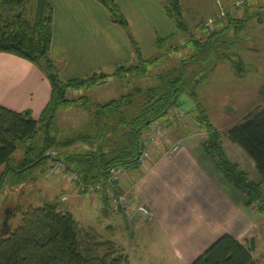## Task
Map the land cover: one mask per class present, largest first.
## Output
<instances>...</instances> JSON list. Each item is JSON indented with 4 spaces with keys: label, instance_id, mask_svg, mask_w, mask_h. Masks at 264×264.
Here are the masks:
<instances>
[{
    "label": "trees",
    "instance_id": "trees-1",
    "mask_svg": "<svg viewBox=\"0 0 264 264\" xmlns=\"http://www.w3.org/2000/svg\"><path fill=\"white\" fill-rule=\"evenodd\" d=\"M108 11L113 23L128 30V23L114 0H96ZM244 5L247 2H242ZM27 0H0V52L9 53L38 65L46 75L50 86V100L38 119L30 111L17 112L0 105V167L4 172L0 183L5 181L9 170L8 159L20 143L33 139L43 128L49 131L55 123L60 110L81 107L87 112L89 122L75 137L61 144L53 152L57 163L64 165L66 171L76 172L79 182L88 184L104 180L108 170L116 165L128 170L139 168L138 157L143 149V132L153 122L165 118L185 88V66L193 62H183L180 70H168L158 76L159 84L141 91L125 93L105 103H89L85 98L67 99L71 89L90 88L97 83L96 73L85 78L64 81L59 76V68L50 57L52 42V7L47 0H37L33 21L25 17ZM174 20L177 31L165 38L158 37L155 48L161 50L166 38L174 37L186 25L181 21L179 3L167 7ZM227 29L243 26L245 19H234L230 12ZM223 18V19H224ZM222 19L215 21L216 25ZM220 21V22H219ZM214 23V24H215ZM203 28L202 24L199 26ZM204 33L209 30L204 28ZM214 34L211 33V36ZM134 56L131 64L115 67L114 75L123 82L129 77L145 78L163 63L167 56L183 50L179 45L171 46L165 54L145 58L137 42L128 33ZM203 46L199 41L186 40L189 50ZM166 51V50H165ZM191 54V53H190ZM194 54L190 56L192 58ZM170 71V72H169ZM124 83V82H123ZM264 99V88L258 92ZM196 124L205 130L202 141L203 150L210 155L222 177L233 187L242 191L248 203H258L259 213L264 214V180L254 183L248 180L235 164H231L221 147L219 130L196 119ZM227 139L238 145L254 162L256 170L264 178V108L257 107L244 116L239 123L230 126L225 133ZM80 148L82 151L68 152ZM42 153L35 160L45 155ZM116 191V190H115ZM104 201L107 194L103 192ZM255 239L240 242L230 235L216 239L191 264H260L254 258ZM0 264H129L123 249L115 242L104 239L92 228L81 227L74 217L60 209L59 203H46L40 207H29L18 226L0 238Z\"/></svg>",
    "mask_w": 264,
    "mask_h": 264
},
{
    "label": "rangeland",
    "instance_id": "rangeland-1",
    "mask_svg": "<svg viewBox=\"0 0 264 264\" xmlns=\"http://www.w3.org/2000/svg\"><path fill=\"white\" fill-rule=\"evenodd\" d=\"M178 2L183 15L181 21L186 25L183 31L180 30L174 37L166 38L161 50H157L154 45L153 53L147 55L142 51L140 43L136 42L145 58L165 54L176 44L183 47L182 51L167 56L166 60L145 78L131 76L124 79L123 83L114 75V68L110 72H97V83L92 87L71 89L66 93V98L69 100L85 98L89 103H105L119 95L134 92L135 88H140L141 91L148 87L153 88L159 84L158 76L162 72L180 70L181 63L193 62L185 66L186 89L178 96L177 106L172 108L165 118L153 121L143 132L142 141H145L157 130L156 126L161 128L159 137L149 150L150 157L144 164L138 162L139 168L147 166L152 159L159 157L155 153L156 146L167 137L171 138L175 135L180 139L182 135H192L191 137L203 140L206 132L197 126L198 118L219 130L220 142H226L228 139L225 133L230 126L242 121L244 116L257 107L264 108V99L258 95L259 90L264 88V0H178ZM230 2H233L231 4L247 2L251 5L247 7V4L242 3L234 10H229ZM221 11L224 12V16L230 12L234 19L246 18L243 26L236 28L234 25L235 28L230 26L227 29L228 18L224 16L219 18L222 19L219 25H216L217 22L206 25L208 19L214 18ZM35 12L36 4L29 3L25 17L33 21ZM199 23L203 28L198 27ZM204 28L209 32L204 33ZM211 33L214 35L211 36ZM186 40H197L203 46L195 51L189 50L184 48ZM190 53L194 54L192 58ZM104 94L109 96V99L100 102L99 100L105 97ZM88 120L87 112L81 107L60 110L57 112L53 127L48 132L42 128L33 139L18 145L8 159L10 171L5 181L0 183V230L7 208L15 212L9 220L13 230L19 225L22 213L30 206L40 207L46 203L57 202L60 209L70 213L81 227L92 228L104 239L115 242L123 249L129 264H180L179 261L173 260L169 249L153 225H145L144 222L142 224L144 227L133 234V225L129 220L130 207L117 211L112 208L108 200L104 201L103 193L78 192L76 185L65 177L61 163L44 159L33 167L25 166L45 151L66 144L83 130ZM230 142L225 147L231 151ZM173 145L170 146V151L173 150ZM69 150V153L82 151L80 148ZM231 152V155L238 160L234 150ZM231 155L229 154V157L233 161ZM246 167L245 170H249L247 164ZM4 169L0 167V177ZM138 169H129L122 180L124 189L121 188L120 191L126 194L128 202H131L130 189L135 181L132 172ZM249 174L252 179L248 180L251 182L260 183L264 180L255 169H250ZM261 191L264 192V186ZM243 194L248 209L258 211L261 204L248 203L246 194ZM255 233L256 248L253 255L258 262L264 264V222L258 225Z\"/></svg>",
    "mask_w": 264,
    "mask_h": 264
},
{
    "label": "crops",
    "instance_id": "crops-1",
    "mask_svg": "<svg viewBox=\"0 0 264 264\" xmlns=\"http://www.w3.org/2000/svg\"><path fill=\"white\" fill-rule=\"evenodd\" d=\"M47 1L52 7L50 57L64 81L110 72L134 61L128 33L147 55L153 53L157 37L165 38L177 31L167 12L171 0H114L128 30L113 23L108 11L96 0ZM27 2L35 4L37 0ZM50 96V83L38 65L0 52V105L17 112L30 111L38 119ZM104 96L100 102L109 99ZM191 136L178 139L172 135L158 142L155 153L159 157L132 172L135 181L130 189L133 234L144 227V222L153 225L173 260L180 264H191L222 235L240 242L254 238L256 242L255 231L264 222V214L250 211L243 192L219 173L215 160L202 148L203 140ZM228 142H221L227 160L252 179L249 171H256L254 162L230 142L231 151L239 158L235 159L225 147ZM246 164L250 167L247 171ZM140 206L149 215L140 212Z\"/></svg>",
    "mask_w": 264,
    "mask_h": 264
},
{
    "label": "built area",
    "instance_id": "built-area-1",
    "mask_svg": "<svg viewBox=\"0 0 264 264\" xmlns=\"http://www.w3.org/2000/svg\"><path fill=\"white\" fill-rule=\"evenodd\" d=\"M240 4H242V2H235L234 4H231L229 10H234L235 7H238ZM223 16L224 12L221 11L214 18L208 19L206 25H212L216 19H219ZM156 127L157 130L153 132L152 136H149L145 141H143V149L138 157V162L140 164H144L145 161L150 157L149 150L151 149V146L153 145L156 138L159 137V134L161 133V128L159 126ZM60 166L63 169L67 180L73 182L76 185L78 192L84 194L105 192L107 194L109 204L114 210L117 211L126 210L131 206V202H128L126 194L123 191H120L121 188L124 189L122 180L123 177L128 173V169L126 167L121 165L113 166L108 170L107 176L104 180L100 182L84 184L79 182V177L76 172L66 171L63 164H60ZM138 209L143 214L149 215L148 210L143 206H140Z\"/></svg>",
    "mask_w": 264,
    "mask_h": 264
},
{
    "label": "flooded vegetation",
    "instance_id": "flooded-vegetation-1",
    "mask_svg": "<svg viewBox=\"0 0 264 264\" xmlns=\"http://www.w3.org/2000/svg\"><path fill=\"white\" fill-rule=\"evenodd\" d=\"M17 210V208H16ZM15 215V212L10 211V209H5V216L3 220L1 221V233L0 238L4 237V235H8L11 232V227L9 225V220Z\"/></svg>",
    "mask_w": 264,
    "mask_h": 264
},
{
    "label": "water",
    "instance_id": "water-1",
    "mask_svg": "<svg viewBox=\"0 0 264 264\" xmlns=\"http://www.w3.org/2000/svg\"><path fill=\"white\" fill-rule=\"evenodd\" d=\"M177 4H178V0H171V5L172 6H176ZM44 159H51V160L59 161L58 159L55 158L53 152H49V153L43 155L42 157H40L38 160H36L32 164H30L29 166H27V168H30V167H33V166L37 165L38 163H40Z\"/></svg>",
    "mask_w": 264,
    "mask_h": 264
}]
</instances>
